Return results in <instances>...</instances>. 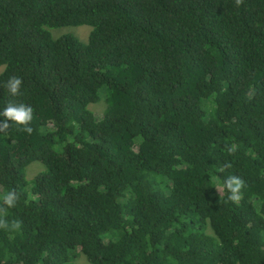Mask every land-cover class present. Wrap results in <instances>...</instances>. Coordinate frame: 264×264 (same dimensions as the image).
<instances>
[{
  "label": "trees",
  "instance_id": "1",
  "mask_svg": "<svg viewBox=\"0 0 264 264\" xmlns=\"http://www.w3.org/2000/svg\"><path fill=\"white\" fill-rule=\"evenodd\" d=\"M10 103L0 264H264V0H0Z\"/></svg>",
  "mask_w": 264,
  "mask_h": 264
},
{
  "label": "clouds",
  "instance_id": "2",
  "mask_svg": "<svg viewBox=\"0 0 264 264\" xmlns=\"http://www.w3.org/2000/svg\"><path fill=\"white\" fill-rule=\"evenodd\" d=\"M22 81L18 77H11L7 82L8 91L12 95H16L19 91ZM32 108L25 105H15L9 104L4 108L3 112H0V117H3L4 120L0 123L6 124L7 121H14L19 125H27L32 120ZM25 131L28 133L32 132L31 127H26ZM243 186V181L236 176H231L225 181V187L230 191L231 195L229 199L232 201H238L240 198V189ZM17 196L15 192H8L3 197V202L8 207L14 206ZM16 227H19L17 224Z\"/></svg>",
  "mask_w": 264,
  "mask_h": 264
},
{
  "label": "rangeland",
  "instance_id": "3",
  "mask_svg": "<svg viewBox=\"0 0 264 264\" xmlns=\"http://www.w3.org/2000/svg\"><path fill=\"white\" fill-rule=\"evenodd\" d=\"M91 27L89 26H78V27H62L57 29H52L51 35L54 39L59 38L63 35H73L82 42H86L90 34ZM91 111L95 114L96 117H101L105 109V104L103 100L101 102L91 105ZM44 166L39 162L31 163L26 170V178L32 182L34 176L42 171ZM79 264H88L83 257H80Z\"/></svg>",
  "mask_w": 264,
  "mask_h": 264
}]
</instances>
